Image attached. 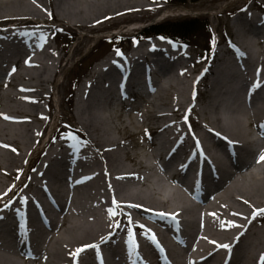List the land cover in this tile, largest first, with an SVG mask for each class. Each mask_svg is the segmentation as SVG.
<instances>
[{
	"label": "bare ground",
	"instance_id": "6f19581e",
	"mask_svg": "<svg viewBox=\"0 0 264 264\" xmlns=\"http://www.w3.org/2000/svg\"><path fill=\"white\" fill-rule=\"evenodd\" d=\"M157 9L144 0L0 2V264H264L262 14L237 18L243 44L231 39L195 76L183 46L160 39L100 60L76 88L69 131L79 137L62 133L24 175L51 122L40 102L71 60L49 44L47 16L101 31ZM152 95L175 109L135 107ZM150 128L149 146L126 149Z\"/></svg>",
	"mask_w": 264,
	"mask_h": 264
},
{
	"label": "rangeland",
	"instance_id": "374dc122",
	"mask_svg": "<svg viewBox=\"0 0 264 264\" xmlns=\"http://www.w3.org/2000/svg\"><path fill=\"white\" fill-rule=\"evenodd\" d=\"M6 1L13 0H0V2ZM144 1L152 7H158L157 11H154L149 14H140L138 18L131 17L126 20V22H124V25L117 29L114 28L112 30L92 31L87 28L81 29L79 27L73 26L71 21H68L71 26L69 27L61 24L59 21V17H56L55 15L54 18H52L51 15L47 16L49 18L47 23L55 25V28L53 30H49L52 35L48 39L49 44H51L53 48L57 50L58 53H62L63 55H65V60L67 58H71V60L68 63L67 67L63 71L61 70L59 72L53 88V95L51 97L47 95L44 96V98L40 102L39 111L42 114H46V116L50 115L51 122L49 123L50 126L46 130L42 141H40V143L35 147L33 151V158L31 161L35 164H33V166H30L31 163H28V165L23 170L25 176H31L34 169L37 168L39 162L42 160L43 155H45L51 145L55 143L57 138L63 139V137L65 136H74L75 138L79 137L78 135H75L69 131L70 129L78 126L77 121L75 120V116L73 115V111L75 109V95L77 91V89L75 90V88H79L81 82L86 76L91 73L97 62H99L100 60H104L105 58H108V56L111 55L110 49H108L106 45H100L99 42H103L104 39L109 38L111 36L114 37L116 35H124L131 37L138 31H140L142 28L157 22H164L166 20L173 21L199 18L200 22L209 23V31H207L206 29L199 30L198 32L202 34L196 36L195 40L189 44V47L184 43L181 44V46H183L181 58L184 62L189 63V68L196 70L193 74V76H195L199 73V69L204 68L209 64H215L217 50L219 49L222 52L225 51L224 49H226L227 46L230 44L231 39H234V41L236 42L242 43L233 25L235 24V21H237V18L242 16L244 12L248 16L249 14L258 16L259 14H262L264 18V12L262 13L260 11L254 10L261 9L262 11H264V0H186V2L184 3H171L169 2L170 0ZM239 21L241 22L243 20L239 19L237 22ZM245 24L246 27L250 26L248 25V22H246ZM263 28L264 27H261L259 29L261 30ZM257 31L258 30H256V32ZM251 32L254 33L253 29ZM253 33L249 34L251 36H255ZM80 38L83 39L80 40ZM153 39L155 41H159V38L149 37L146 40L138 42L137 44V42H135V40L132 38L129 40L124 39V41L122 42L123 50L119 51L118 54L126 55L134 47L140 44H145L149 42V40ZM79 41L84 42V44L79 43ZM163 42L165 43L166 41ZM98 45L99 50H95L94 48ZM176 51L178 50L176 49ZM207 78L208 76H206L204 79ZM0 81H2V79H0ZM6 91V88L0 87V95L2 93H5ZM191 91L192 87H190V92ZM201 91L206 92V94L208 93V90L205 86H202L200 88V92ZM200 92H198L194 98V100L198 104H201L204 99V95L200 94ZM140 99L141 101L134 102V104L136 105L135 107L140 106V108L144 110L148 108L153 110L154 112H172L175 109L173 105L174 100L172 102L171 98L168 99V104H163V100L159 99L157 101H153L155 99V96L153 95L146 97V100L143 98ZM0 100V102H3L5 101V98L2 97L0 98ZM125 100L126 106L122 109V111L126 115V118L129 119V113L134 108H130L132 104L129 102H131L132 99ZM15 102L21 105L29 104L25 100L20 99H17ZM118 104V101L112 100L111 106L108 105V110L114 112L119 107ZM185 107L186 104H183V109ZM179 112L180 111H178V113ZM154 121L155 120H150L148 122V126H154ZM190 121L189 123L192 124L193 122ZM113 123L116 125H120L121 120L116 117L114 118ZM152 131L153 130L150 128L147 133L143 132L141 135H138L135 138L125 139V146L127 147L126 149L132 151H141V148L143 149L142 146L144 144H147L149 146L151 144V141L149 140L148 134L151 133L152 135H155V132L153 133ZM62 133H65V136ZM123 134L124 131L122 132V134L119 132H115V135L117 137H120ZM259 141L261 142V139ZM256 164L260 166L261 170L264 169V162L259 157H257ZM32 167L33 169L31 170ZM14 194L15 190L13 189L5 197L9 198ZM258 210L259 208H256L257 212ZM262 219L264 220V214L262 216ZM29 259L31 260L26 261L24 258H22V261L28 264H38V261H36L35 259Z\"/></svg>",
	"mask_w": 264,
	"mask_h": 264
},
{
	"label": "trees",
	"instance_id": "16d2710c",
	"mask_svg": "<svg viewBox=\"0 0 264 264\" xmlns=\"http://www.w3.org/2000/svg\"><path fill=\"white\" fill-rule=\"evenodd\" d=\"M169 1V0H168ZM196 1V0H194ZM169 2L184 3L186 0H170ZM201 29H206L209 31V23L200 22L199 18H191L184 20H166L164 22H157L146 26L140 33L141 37L150 36H161L164 38L182 41L185 43H192L195 37L202 34L198 31ZM124 37L114 36L111 38H106L103 42H99L100 45H106L108 49H122V42ZM108 45V46H107ZM99 50V45L94 48ZM75 88V85H74Z\"/></svg>",
	"mask_w": 264,
	"mask_h": 264
},
{
	"label": "snow or ice",
	"instance_id": "6c2138e0",
	"mask_svg": "<svg viewBox=\"0 0 264 264\" xmlns=\"http://www.w3.org/2000/svg\"><path fill=\"white\" fill-rule=\"evenodd\" d=\"M260 159H261V160H264V155H262V156L260 157Z\"/></svg>",
	"mask_w": 264,
	"mask_h": 264
}]
</instances>
